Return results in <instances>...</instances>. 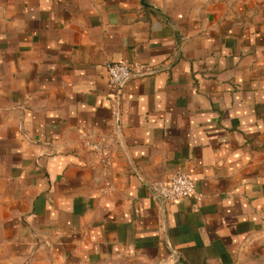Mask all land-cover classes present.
<instances>
[{
	"label": "crops",
	"instance_id": "crops-1",
	"mask_svg": "<svg viewBox=\"0 0 264 264\" xmlns=\"http://www.w3.org/2000/svg\"><path fill=\"white\" fill-rule=\"evenodd\" d=\"M0 264H264V0H0Z\"/></svg>",
	"mask_w": 264,
	"mask_h": 264
},
{
	"label": "built area",
	"instance_id": "built-area-1",
	"mask_svg": "<svg viewBox=\"0 0 264 264\" xmlns=\"http://www.w3.org/2000/svg\"><path fill=\"white\" fill-rule=\"evenodd\" d=\"M106 72L108 98L111 101L112 117L119 122V103L123 91L128 82L149 77L157 72V69L139 62L108 63L104 66ZM85 147L98 157L99 163L108 169L111 165V157L108 145L104 139L100 141H85ZM150 198L156 205L175 203L187 197L200 198L195 191L194 183L190 177L178 172L165 183L153 182L147 185Z\"/></svg>",
	"mask_w": 264,
	"mask_h": 264
}]
</instances>
